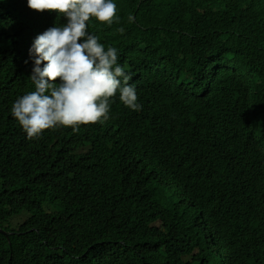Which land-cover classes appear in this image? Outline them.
I'll list each match as a JSON object with an SVG mask.
<instances>
[{
    "label": "trees",
    "instance_id": "obj_1",
    "mask_svg": "<svg viewBox=\"0 0 264 264\" xmlns=\"http://www.w3.org/2000/svg\"><path fill=\"white\" fill-rule=\"evenodd\" d=\"M112 2V24L86 22L105 49L149 47L154 27L165 25L198 46L201 62L172 61L181 75L171 86L137 90L142 109L126 107L133 132L110 113L107 160L95 158V146L75 153L45 132L29 140L11 115L17 97L34 90L28 50L46 24L66 20L11 0L26 9L21 19L36 20L26 22L29 38L11 21L16 50L0 22V75L11 90L0 88V264H264V0ZM229 55L239 63L228 65ZM86 129L64 127L80 146Z\"/></svg>",
    "mask_w": 264,
    "mask_h": 264
},
{
    "label": "clouds",
    "instance_id": "obj_2",
    "mask_svg": "<svg viewBox=\"0 0 264 264\" xmlns=\"http://www.w3.org/2000/svg\"><path fill=\"white\" fill-rule=\"evenodd\" d=\"M9 3L11 0L4 1L0 9V22L4 18L3 36L11 40L16 50L20 47L15 43L16 38L20 40V37L10 28L11 21L15 20L19 22L18 26L25 27L29 38L33 35V29L26 22L35 21L36 18L21 19L22 9L17 7L13 10L7 6ZM27 5L39 13L55 12L57 17L62 15L66 20L61 26L48 28L46 24L43 33L35 37L28 50L33 63L29 79L34 90L17 97L11 106V115L29 140L38 139L45 132L56 137L59 142L64 141L66 148H72L75 153H80L84 148L90 152L91 147L95 146L100 152L95 158L107 160L104 146L108 139L103 137L109 130L108 119L113 118L110 113L115 114L123 128L133 132L138 122L128 114L126 107L132 111L142 109L137 90L145 94L159 93L171 86L181 75L180 71L170 67L172 61L176 60L181 67H198L201 62L198 46L186 41L184 44L180 39L183 32L169 31L165 25L154 27L153 34L157 36L153 39L154 43H148L149 47H134L126 53H119L112 46L105 49L96 35L86 31V22L95 17L101 23L112 24L117 18L116 4L112 0H27ZM120 31L123 32V29ZM179 42L183 45L177 47ZM226 60L230 66L239 63L238 58L231 55ZM221 69L218 67L214 73L208 74L207 81L215 82L212 76ZM3 81L0 75V88L11 91ZM177 83L181 86L180 81ZM5 103L0 92V128L6 123L3 114ZM199 108L205 114L214 111L203 105ZM81 125H89V129L80 134L88 137L80 146L68 137L72 134L66 132L64 127H71L76 132ZM84 163V170L86 167L90 169V163ZM136 205H130V209ZM27 217L26 214L20 215L18 222L22 223ZM142 224L140 222V226ZM2 234L6 235V232Z\"/></svg>",
    "mask_w": 264,
    "mask_h": 264
},
{
    "label": "water",
    "instance_id": "obj_3",
    "mask_svg": "<svg viewBox=\"0 0 264 264\" xmlns=\"http://www.w3.org/2000/svg\"><path fill=\"white\" fill-rule=\"evenodd\" d=\"M0 232H2V233H5L4 231H2L1 229H0Z\"/></svg>",
    "mask_w": 264,
    "mask_h": 264
},
{
    "label": "bare ground",
    "instance_id": "obj_4",
    "mask_svg": "<svg viewBox=\"0 0 264 264\" xmlns=\"http://www.w3.org/2000/svg\"><path fill=\"white\" fill-rule=\"evenodd\" d=\"M214 73V72H213Z\"/></svg>",
    "mask_w": 264,
    "mask_h": 264
},
{
    "label": "rangeland",
    "instance_id": "obj_5",
    "mask_svg": "<svg viewBox=\"0 0 264 264\" xmlns=\"http://www.w3.org/2000/svg\"><path fill=\"white\" fill-rule=\"evenodd\" d=\"M231 62V61H230Z\"/></svg>",
    "mask_w": 264,
    "mask_h": 264
}]
</instances>
